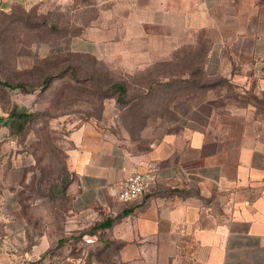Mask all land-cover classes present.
<instances>
[{
	"label": "crops",
	"instance_id": "0c3cea01",
	"mask_svg": "<svg viewBox=\"0 0 264 264\" xmlns=\"http://www.w3.org/2000/svg\"><path fill=\"white\" fill-rule=\"evenodd\" d=\"M31 2L0 0V13ZM77 10L69 50L128 76L196 84L199 67L208 82L238 91L254 79L264 90V0H78ZM163 87L144 91L143 113L159 117L141 127V149L89 123L71 133L73 208L112 219L124 264H264V115L227 86ZM135 172L146 193L123 201L120 185Z\"/></svg>",
	"mask_w": 264,
	"mask_h": 264
},
{
	"label": "rangeland",
	"instance_id": "374dc122",
	"mask_svg": "<svg viewBox=\"0 0 264 264\" xmlns=\"http://www.w3.org/2000/svg\"><path fill=\"white\" fill-rule=\"evenodd\" d=\"M77 7L78 0H33L0 13V264H124L122 243L95 231L100 217L79 214L65 193L71 133L89 123L141 149V127L159 116L143 113L147 72L128 76L109 61L69 50L79 31ZM220 84L264 112L256 80L244 93ZM25 110L29 120L11 117Z\"/></svg>",
	"mask_w": 264,
	"mask_h": 264
},
{
	"label": "trees",
	"instance_id": "16d2710c",
	"mask_svg": "<svg viewBox=\"0 0 264 264\" xmlns=\"http://www.w3.org/2000/svg\"><path fill=\"white\" fill-rule=\"evenodd\" d=\"M80 53V52H79ZM82 54H86V53H82ZM89 55H91V54H89ZM94 56V55H93ZM181 70H184L185 68H180ZM147 72V71H146ZM154 74H150V73H148L147 74V86H148V88H149V91H148V94L149 93H151L152 92V90H160V88L161 87H163V86H160L161 84H160V82H158V81H149V79H150V76H153ZM192 75H195V76H198L203 82H197L196 84H193V82L192 83H188V84H181L180 82H169L168 83V85H165L163 88H165V87H167V88H170V86H171V88L172 89H175L176 87L175 86H180L182 89H183V87H186L187 89H189V87L191 86L192 87V85H198V86H201V87H208V86H218V87H223V86H225V85H221L220 84V82L221 81H225L227 84H229V86L230 85H233V84H231L230 82H228V80H226V79H224V78H219V79H217V80H215L214 82H208L207 81V79H205V75H204V73H203V69L202 68H199V67H196L195 69H193V71H192ZM45 85L49 82V79H46L45 81ZM160 84V85H159ZM118 86V85H117ZM17 87H21V88H24V85L23 84H18L17 85ZM186 88H184V89H186ZM166 89V88H165ZM168 90V89H167ZM264 91V90H263ZM144 93V92H143ZM144 95V94H143ZM158 101H160V99H158L157 101H156V103L158 102ZM256 108V107H255ZM256 111H257V113H259V114H262V115H264V112H259L257 109H256ZM32 116H33V114L31 113V112H29V111H20V112H16V111H14V112H12L11 113V117H13V118H16V119H19V120H22V121H27V120H29L30 118H32ZM75 179V174H74V172L72 171V178L67 182V184H66V187H65V193H66V195L67 196H69V198L71 199V201H72V198H71V196L70 195H68L67 194V188H68V185L73 181ZM112 225V219L111 218H109V217H106L105 219H103V220H100L99 221V223L96 225V227H95V231H99V233L101 234L102 232V230L104 231V232H106V231H108V228L110 227ZM95 231H93V234H95L96 232ZM109 233V232H108ZM110 238V237H109ZM111 241H113V242H116V241H114V240H112V239H110ZM118 243H120V242H118ZM121 244V243H120ZM121 247L123 246V243H122V245H120ZM121 247H120V249H121ZM120 252V251H119ZM119 257H120V253H119Z\"/></svg>",
	"mask_w": 264,
	"mask_h": 264
},
{
	"label": "built area",
	"instance_id": "2783aa9c",
	"mask_svg": "<svg viewBox=\"0 0 264 264\" xmlns=\"http://www.w3.org/2000/svg\"><path fill=\"white\" fill-rule=\"evenodd\" d=\"M146 190V175L143 172H135L121 183L118 197L123 201H130L144 195Z\"/></svg>",
	"mask_w": 264,
	"mask_h": 264
}]
</instances>
